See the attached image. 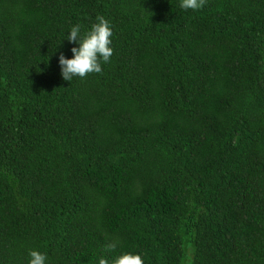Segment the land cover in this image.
<instances>
[{
	"label": "trees",
	"instance_id": "1",
	"mask_svg": "<svg viewBox=\"0 0 264 264\" xmlns=\"http://www.w3.org/2000/svg\"><path fill=\"white\" fill-rule=\"evenodd\" d=\"M180 4L0 0V264H264V0Z\"/></svg>",
	"mask_w": 264,
	"mask_h": 264
},
{
	"label": "clouds",
	"instance_id": "2",
	"mask_svg": "<svg viewBox=\"0 0 264 264\" xmlns=\"http://www.w3.org/2000/svg\"><path fill=\"white\" fill-rule=\"evenodd\" d=\"M207 0H181L180 7L183 10L197 11L202 9ZM97 23L93 24L90 31L81 35V26H73L67 37L70 43L78 44L79 47L71 49L72 59H66L64 55L59 57L61 75L65 81L71 82L74 77L86 78L89 74L102 72V63H108L113 55L110 47L113 35L109 21L103 16L97 17ZM118 247V241H110L104 246V251L111 253ZM29 264H45L47 259L45 254L36 250L29 252ZM98 264H109L105 257L98 259ZM113 264H144L140 255L122 254L115 258Z\"/></svg>",
	"mask_w": 264,
	"mask_h": 264
}]
</instances>
